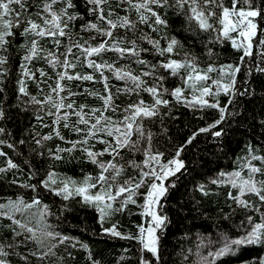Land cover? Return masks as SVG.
Returning <instances> with one entry per match:
<instances>
[{
    "label": "snow or ice",
    "instance_id": "snow-or-ice-1",
    "mask_svg": "<svg viewBox=\"0 0 264 264\" xmlns=\"http://www.w3.org/2000/svg\"><path fill=\"white\" fill-rule=\"evenodd\" d=\"M237 3L232 0V7H227L222 0H116L113 5L111 0H83L81 9L77 0H0V146L6 145L23 157L19 149L33 145L22 160L26 179L18 178L23 175L21 164L0 148V156L5 157L0 175L16 170L5 187L15 185L32 193L27 200L19 192L14 198L0 197V264H65V256L75 258L69 247L83 250L86 264H101L87 242L62 228L73 213L88 211L94 213L93 237L136 242L137 264H167L165 240L174 220L184 225L185 238L194 237L193 245L182 253L181 264H224L223 258H232L245 246L264 247V80L257 91L253 79L237 76L256 40L259 45L255 46L264 51V28L260 26L264 23V0H243L245 6L241 7ZM169 13L183 17L181 27L204 46L203 53L176 51L184 45L176 35H169ZM144 26L150 32H145ZM203 33L209 34L207 41L199 40ZM225 40L240 51L239 63H219V54L208 46ZM145 41L150 49L140 46L139 42ZM13 48L22 53L14 85ZM108 52L117 60L135 58V63L147 70L136 73L129 65L116 66V60L102 59ZM141 53L158 54L162 59L151 63ZM200 55L216 60L202 68ZM40 59L52 70L51 75L43 67H30ZM85 65L92 71H76ZM164 71L168 76H180L181 83L167 87L168 76L160 74ZM106 72L123 81V86L110 84ZM259 72L264 75V68ZM210 73H217L216 78ZM144 77H150L152 83L147 84ZM29 81L35 83V94L29 91ZM76 81L103 87L77 92L73 90ZM121 93L137 99L117 104ZM142 93L150 99H143ZM80 95L100 103L78 104ZM174 104L196 111L197 123L177 127ZM206 109L215 116L203 115ZM14 110L34 117L18 133L7 127ZM61 125L76 138L65 137ZM37 126L51 130L41 133ZM53 137L67 147L59 143L55 149L48 147ZM230 154H235L230 171L221 168L205 176L207 164H218ZM73 160L93 164L95 174L81 169L83 175L77 178L53 167ZM128 168L133 175L125 177ZM178 176H188L191 187L179 192V199L169 205V197L180 183ZM197 176L204 179L197 180ZM44 194L50 195L54 204L59 198L56 212L51 210L53 205L43 202ZM221 195L228 211L217 208L214 215L206 212L205 201L216 198L217 203ZM130 206H135L141 218L135 224V234L121 232L115 219ZM206 224L215 231H201ZM233 229L239 234L233 235ZM83 232H88L86 224ZM127 251L122 250L117 260L124 259ZM242 264H264V254Z\"/></svg>",
    "mask_w": 264,
    "mask_h": 264
},
{
    "label": "trees",
    "instance_id": "trees-1",
    "mask_svg": "<svg viewBox=\"0 0 264 264\" xmlns=\"http://www.w3.org/2000/svg\"><path fill=\"white\" fill-rule=\"evenodd\" d=\"M29 3L32 2V0H28ZM258 2V0H257ZM78 5L82 9V3L83 0H77ZM111 3L115 5L116 0H111ZM222 3L224 6L232 7V0H222ZM237 7L245 6L243 3V0H238V3L236 5ZM31 11V9H30ZM120 14H124L122 9H117ZM163 11V9H161ZM219 11V9H217ZM133 18H135V14H132ZM34 19L36 17H33ZM94 19V17H89ZM168 19L170 22V29H169V35H176L177 38L182 42L184 45L183 49L177 48L176 51L178 53L183 51H194L196 53H203L204 52V46L196 41V38L193 37L191 34L185 32L183 28L181 27L184 23L182 16H172L170 13L168 15ZM261 28H264V23H262ZM120 34H123V30H116ZM145 32H150V29H148L146 26H144ZM151 35L153 37H157V34L155 32H152ZM208 33H203L199 35V40L207 41L208 40ZM158 38V37H157ZM21 42L20 39L16 40V44H19ZM95 42H98V39ZM191 42V43H190ZM42 46L51 48V44H44L43 42ZM140 46L142 48H151L150 45L147 44V42H139ZM164 45V42H161V46ZM255 45H259V40L255 41ZM254 45L252 54L245 57V60L243 62V67L241 70L237 73L238 79L242 80H248L253 79L254 83L257 87V91H259V86L262 80H264V75H261L259 72V68H264V63H261V60L264 59V51H261L259 47H256ZM209 47H212L213 50L219 54V63H231L233 60L236 62L239 61L240 51L237 49H233L231 46V43L227 40L223 44H209ZM63 51V49H61ZM13 52H16V56L14 58L13 62V80L11 82L12 85H14L15 79L17 78L15 73L18 71V65H19V56L22 54L20 53L16 48H13ZM141 57L145 60L150 61L151 63H155L156 61L162 59L158 54H151V53H141ZM173 58H179V57H173ZM97 59H100L97 57ZM102 59L108 60L109 62L116 60L117 64L116 66H120L121 64L129 65L132 69L135 70L136 73H139L141 69L147 70L145 65H137L135 63V58L131 59H119L117 60V57L114 53L108 52L106 53ZM200 65L201 67H205L207 63L214 62L216 60L215 57H212L211 59L207 57L206 55H200ZM254 65V66H253ZM251 66V71H249V68ZM30 67L38 68L43 67L45 71L49 72V74H52V70L45 64L43 59L40 60H34L31 62ZM76 71L81 72H90L92 71L89 69L86 65L81 67H78ZM160 74L168 76V73L166 71L161 72ZM183 74V72L181 73ZM37 77H39V73H36ZM97 79H98V74ZM106 75H109L110 77V84L112 85H118L123 86L124 82L119 81L115 79V77L111 76L110 72H106ZM210 75L213 78H216L217 73H210ZM147 84L152 83V79L150 77H144ZM52 81H49L51 83ZM181 83L180 76H168L166 81V86L171 88L176 86L177 84ZM210 83V81H208ZM79 84V87H76V85ZM29 85V91L32 94L36 93V86L33 82H28ZM85 87L88 88H94L96 90L102 89L103 85L100 83L95 82H79L76 81L73 83V90L77 92H83V89ZM9 91H12V88H9ZM112 91L115 93V88H112ZM143 99L148 101L150 99L149 95L147 93H142ZM3 97V94L0 93V98ZM168 99H171L170 97H166ZM137 99L135 95H132L131 97L121 93L116 98L117 104H127L130 102H133ZM77 103H87L89 105H98L100 102L97 101L94 97L91 96H85L80 95L76 97ZM9 103H12V99H9ZM175 108V111L173 112V115L178 116V120L176 121L177 127L182 128L184 124H194L197 123V113L196 111L189 110L183 105H173ZM163 111H167V109H162ZM111 114V113H108ZM203 115L211 118L215 116V113L210 110H204ZM11 120L8 122L7 127L10 129H14L17 133L21 128H26L28 125L33 121L34 117L31 116V114H25L21 115L19 114L18 110H14L11 112ZM75 119L74 117L72 118ZM46 124H50V120L46 119L44 121ZM50 128H43L41 129L39 126H37L36 131L38 132H48L50 131ZM61 132L65 137H69L72 139H75V134H70L66 129H63V126L61 125ZM3 138V137H0ZM17 139H19V136H16ZM134 138V137H133ZM25 140H28L29 138L27 136L24 137ZM61 144L62 147H67L66 144H64L59 139L53 137L52 140L47 142V146L55 149L56 144ZM32 144H27L25 147L19 149L20 152L23 153V157H17V155L13 152V150L9 149L6 145L0 146L4 152L7 153L9 157H11L14 162L21 164V167L23 168V175L19 176V179H26L27 178V167L22 164V160L24 158L28 157V148H31ZM97 148L102 147V145L97 144ZM235 147V145H233ZM237 152H240L239 149L236 150ZM242 154V153H240ZM75 155L79 156L80 153L77 151ZM105 159L108 157L105 156ZM137 159H141L142 157L137 156ZM5 160V157L0 156V164H3ZM235 160V154H230L227 157H221L218 164L216 162L207 164L206 168L208 171H205V176H210L213 174V172L219 171L221 168L230 171L233 168L232 161ZM41 164L45 163L44 161L40 162ZM40 166V165H37ZM55 167L56 171L67 173L68 175L74 176V177H81L83 175V172L81 169L87 172H92L95 174L96 168L91 163H80L77 164L74 160L70 164H63L61 163L59 166L53 165ZM204 171V170H202ZM16 174V170H10L6 176L0 175V197L4 196H11L15 197V195L19 192L24 198L27 200L31 197L32 193L28 189H20L18 186L13 185L11 188H6L5 185L7 181L11 180L13 176ZM133 175L132 169L128 168L125 170L124 176ZM177 179L180 181L178 189L176 190V193H174L173 196L169 197V205L174 204L177 199H179V192L185 191L187 188L191 187V183L188 176H178ZM197 180H202L204 177L197 176ZM223 191V190H222ZM42 200L44 203H47L49 205H53L51 210L53 212H56L57 208L59 207V198H56L55 204L53 202V198L50 195L44 194L42 195ZM199 199L200 197L197 196ZM249 199H254V197H248ZM216 198H211L205 201L204 203V210L210 214H215L217 208H223V211L227 212L228 207L227 203L224 202V196L221 195L219 197V202L214 203V200ZM75 203V202H73ZM167 206V205H166ZM135 206H130L129 211L124 212L123 214L117 215L115 217L116 220L119 221V230L121 232H132L135 234L136 228L135 224L136 222H141V218L137 211L133 210ZM132 213L131 215L129 213ZM251 214V213H250ZM174 216V213H173ZM237 221H239L240 217L235 218ZM258 219V217H257ZM93 220H94V213L92 211H88L86 214L84 213H73L71 217H69V220L62 225L63 230L72 235V236H78L80 240L87 242L92 249L94 258H98L101 260V264H137L136 257V242L131 240H123L120 238H111V237H93L92 236V228H93ZM8 221H4V223H7ZM52 222H55V217L52 218ZM197 225H199V221H196ZM88 226V232H83L84 225ZM186 224V222H185ZM183 227L184 225L177 223L175 220L173 221V228L169 230L168 237L165 240V244L167 246V251L165 253V259L167 261V264H181L182 261V253L186 252L189 247H191L194 243V237L193 238H185L183 235ZM206 229H212L211 224H206L202 227H200L201 231H205ZM213 232L215 231L212 229ZM96 231H99L98 227L96 228ZM193 232L196 231L195 228L192 229ZM239 232L236 229H233V235H238ZM128 249L126 253H123L124 259L117 260L118 257H121L122 250ZM194 250V249H193ZM63 246L61 248L57 249V252H62ZM68 251L73 252L74 259H68L65 256V264H86L85 260V254L83 250H74L71 247L68 248ZM264 254V247H261L260 245H251V246H245L237 253L232 254V258H223L224 264H242L243 261H251L253 257H258L259 255ZM131 257V258H130Z\"/></svg>",
    "mask_w": 264,
    "mask_h": 264
},
{
    "label": "rangeland",
    "instance_id": "rangeland-1",
    "mask_svg": "<svg viewBox=\"0 0 264 264\" xmlns=\"http://www.w3.org/2000/svg\"><path fill=\"white\" fill-rule=\"evenodd\" d=\"M133 210H135V211H137V212H138V210H137L135 207L133 208ZM137 223H140V222H136V224H137Z\"/></svg>",
    "mask_w": 264,
    "mask_h": 264
}]
</instances>
